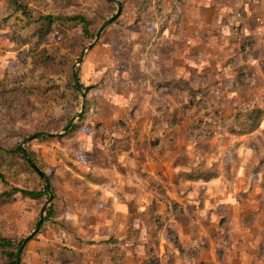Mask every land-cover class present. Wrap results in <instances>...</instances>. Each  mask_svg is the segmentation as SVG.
<instances>
[{
	"label": "rangeland",
	"instance_id": "obj_1",
	"mask_svg": "<svg viewBox=\"0 0 264 264\" xmlns=\"http://www.w3.org/2000/svg\"><path fill=\"white\" fill-rule=\"evenodd\" d=\"M75 1L90 6L94 33L117 11ZM5 13L0 0V78L14 89L0 93V145L42 157L53 190L1 206L0 234L31 235L50 195L56 209L22 264H264V167L253 160L264 120L231 132L234 110L264 108V0H127L120 22L83 41L62 28L26 38ZM74 69L91 87L85 112ZM75 116L67 137L24 140L66 133ZM10 156L0 169L12 183L40 189Z\"/></svg>",
	"mask_w": 264,
	"mask_h": 264
},
{
	"label": "trees",
	"instance_id": "obj_2",
	"mask_svg": "<svg viewBox=\"0 0 264 264\" xmlns=\"http://www.w3.org/2000/svg\"><path fill=\"white\" fill-rule=\"evenodd\" d=\"M5 2V18L10 20V18H14L18 23L19 30H22L23 35L26 38H30L33 36H38L39 38H43L47 36L50 32L55 29H68V31L77 30L78 34L81 35V40L85 39H93L97 33H94L92 30L94 20L90 15V6L86 5L84 1H75V0H3ZM113 4L117 11L119 9L116 2L112 0H106ZM122 4V11L118 18L112 21L109 26L120 22V18L123 16L126 6L127 0H120ZM44 3L47 5L45 8H41L38 4ZM78 4L82 5V8H77ZM39 11L38 16H36V12ZM116 11V13H117ZM115 13V14H116ZM114 14V15H115ZM113 15V16H114ZM111 16V17H113ZM110 17V18H111ZM106 17L105 21L110 19ZM104 21V23H105ZM108 26V27H109ZM61 29V30H62ZM106 30V29H105ZM104 30V31H105ZM103 31V32H104ZM102 32V33H103ZM59 59L66 60L68 57L63 52H59ZM74 67V64L72 65ZM27 71V70H26ZM36 75V78H40L41 72H37L35 69H31ZM29 76V72L27 71ZM44 76V75H43ZM77 76H79V69H74L71 75V79L69 80L71 89L78 95L85 96V101L83 105V112L86 111L88 107V93L91 90L90 85H85L81 80V85L77 82ZM45 78V76H44ZM50 82L51 79H50ZM57 84V83H56ZM10 83L3 78H0V93L5 94L7 91L14 90L10 88ZM65 95H60V98H63ZM234 118L236 119L237 127L234 128L231 132L233 134L238 135H246L252 134L260 128L261 122L264 120V108L252 106L247 107L244 110H234ZM85 114L83 113V116ZM68 130L66 133L58 134V132H37L31 134L30 136L24 137V140H35V139H53V138H64L72 134L76 129H79V122L70 126V121L68 122ZM264 132V131H263ZM262 147L257 146L254 151L253 160H257L259 168L262 169L264 167V154L261 153ZM25 153L27 155H25ZM13 156L19 157L21 161H23V165L27 166L30 172H34L41 183L40 189H29L25 187H20L12 183L9 174L6 170L0 169V207L6 205L11 202L15 196L19 193L24 196L40 199L43 196L48 195L53 190V185L51 182V178L46 173V168L44 165V159L31 152V150L27 147L25 149L21 142H18L15 147L9 149L0 145V157L4 156ZM10 156V157H11ZM255 160V161H256ZM46 162V161H45ZM259 170V169H258ZM84 178L88 181L95 182L96 184H100L103 182V178L94 173L87 172L82 173ZM205 173H200L196 171L194 173H190V179H200L204 177ZM209 175V174H207ZM50 198V196H49ZM54 200L55 197L53 195V199L50 205H48L46 212V220L56 214V209H54ZM44 223V221H43ZM41 229V227H40ZM37 231V233L40 231ZM36 233V234H37ZM31 236L28 240L27 237L22 239H17L16 237H7L4 234H0V256L2 259L1 264H19L18 260L24 255L25 248L30 240L35 238V235ZM30 236V235H29Z\"/></svg>",
	"mask_w": 264,
	"mask_h": 264
},
{
	"label": "water",
	"instance_id": "obj_3",
	"mask_svg": "<svg viewBox=\"0 0 264 264\" xmlns=\"http://www.w3.org/2000/svg\"><path fill=\"white\" fill-rule=\"evenodd\" d=\"M112 1H114V2L117 3L119 9H118L117 13H116L113 17H111L110 19L106 20L105 23L101 26V28L99 29V31H98V33H97V35H96V38H97V39L100 37V35L102 34V32H103V31H104V30H105V29H106V28L112 23V21L115 20L116 18H118V17L120 16V14H121V11H122V4H121V1H120V0H112ZM84 56H85V53L82 55V57H81V59L79 60V62H82V61H83ZM77 82H78L79 85H81V82H80L78 76H77ZM75 119H76V116L72 119V121H71V123H70V126L74 123ZM68 128H69V127H67L65 130H67ZM25 155H27V154L25 153ZM52 199H53V195H50V198H49L48 202L45 204V206H44L43 209H42V215H41V217H40V220H39V222H38V225H37L35 231H34L30 236L27 237V240H28L31 236H33L34 234H36L37 231L40 229V227H41V225H42V223H43V221H44L46 208H47V206L52 202ZM18 263L21 264V258H19Z\"/></svg>",
	"mask_w": 264,
	"mask_h": 264
}]
</instances>
